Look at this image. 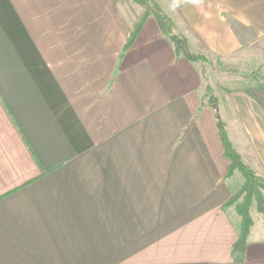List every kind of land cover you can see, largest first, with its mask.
Listing matches in <instances>:
<instances>
[{"label":"crops","instance_id":"crops-1","mask_svg":"<svg viewBox=\"0 0 264 264\" xmlns=\"http://www.w3.org/2000/svg\"><path fill=\"white\" fill-rule=\"evenodd\" d=\"M125 1L0 0V264H264V231L233 249L224 206L204 93L227 71L178 54L152 15L122 52ZM161 4L191 50L264 71V0ZM241 76L218 110L264 176V78Z\"/></svg>","mask_w":264,"mask_h":264},{"label":"trees","instance_id":"trees-1","mask_svg":"<svg viewBox=\"0 0 264 264\" xmlns=\"http://www.w3.org/2000/svg\"><path fill=\"white\" fill-rule=\"evenodd\" d=\"M135 1L141 4V9L133 22L132 28L128 36L126 37L122 52L129 48V46L133 43L135 37L137 36L138 32L140 31L146 18L152 15L156 19L162 32L168 34V36L174 42L175 49L178 54H183L192 60L201 59V53L191 50L187 37L183 34H179L174 30V28L176 27L174 18L167 12H164L157 1ZM229 70L240 72V75L248 78H264V72H262L261 74H255V69H253L252 72L239 70L238 68H230ZM207 95H209V99H207V101L211 104L214 103V106L216 108V125L223 145V153L230 160L226 171V176H231L236 170H240L243 176L241 188L237 191H232L231 195L224 202V206L229 204H235L236 211L237 213H239V221L237 224L238 234L236 240L233 243V249H240L244 252L250 228L254 221L250 211L252 202L254 200L257 203L258 209L264 214V176L257 174L253 170V167L247 161H245L241 153L234 146L228 134L226 123L221 117L220 112L218 110L216 96L214 94L210 96L208 92H205L204 97ZM240 197L242 198L240 199Z\"/></svg>","mask_w":264,"mask_h":264},{"label":"rangeland","instance_id":"rangeland-1","mask_svg":"<svg viewBox=\"0 0 264 264\" xmlns=\"http://www.w3.org/2000/svg\"><path fill=\"white\" fill-rule=\"evenodd\" d=\"M123 1H125V0H123ZM155 1H157L159 3V5L162 7L164 12H167L165 10L166 7L164 8L163 5L161 4L162 0L161 1L160 0H155ZM124 3H126L127 10L130 13H132V12L139 13L140 12L141 4L139 2H137L135 0H126ZM200 56H201V59H199L198 62L201 61L202 65L205 66V68H207V71L210 72L211 69H215V68L222 69V70L224 69V71H227V72H219L218 74H205V76L207 77L206 80L208 81L207 85L205 87V92H208L210 94V96H212L214 94L216 96V98H217L216 100L218 101V104H221V106H222L223 102L225 103L224 97L226 95V92H228V90L230 88L234 87L235 82L238 81V80H236V79H234L232 77L233 74H237V73L240 74V72L229 70L232 67L226 68V63L221 61L220 58H217V57H212L211 58L210 56L208 57L204 53H201ZM234 61H236V60H234ZM226 62L230 63V61H228V60H226ZM236 64H237V65H235L236 67H242L243 69H245V71L247 70V68L252 66V65H250V60L249 59H246L243 64H239V63H236ZM240 70H242V69H240ZM252 70H250V71L252 72ZM254 71H255L254 72L255 74H261L262 72H264L263 70H261L259 68H256ZM247 74H250V73H247ZM213 76L215 77V82H216V84L214 86V89H212V85L210 84V82L213 83V81H214ZM245 79L246 80H250L251 82H253L254 78H245ZM221 93H224L223 102H222V98H221ZM205 98L209 99V95L205 96ZM253 170L257 174H260L254 168H253ZM260 175H262V174H260ZM242 181H243V176H242V173L240 172V170L234 171V173L231 176H229V183H230V186L232 187V191L239 190L241 188ZM241 198L242 197H240V199ZM226 206H228L230 208V210H232L233 216H235V213L239 214L236 211L235 204H229V205H226ZM250 211H251L252 217L254 219V223H253V226H252L253 227V231H259V230L260 231H264V214H263L262 211H260L258 209L257 203H256L255 200L252 202Z\"/></svg>","mask_w":264,"mask_h":264}]
</instances>
